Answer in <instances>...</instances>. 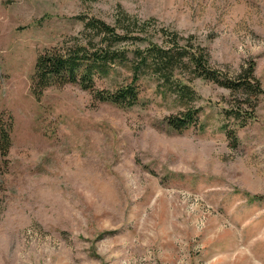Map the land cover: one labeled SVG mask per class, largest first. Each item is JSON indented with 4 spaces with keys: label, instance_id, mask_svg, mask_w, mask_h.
<instances>
[{
    "label": "rangeland",
    "instance_id": "obj_1",
    "mask_svg": "<svg viewBox=\"0 0 264 264\" xmlns=\"http://www.w3.org/2000/svg\"><path fill=\"white\" fill-rule=\"evenodd\" d=\"M119 12L192 37L229 77L253 61L264 88V0H0V118L13 121L0 264H264V95L232 147L221 111L233 96L200 79L188 106L152 78L129 109L70 84L31 94L40 51L81 38L79 17L112 25ZM130 79L116 66L95 85ZM187 107L199 125L177 133L166 119Z\"/></svg>",
    "mask_w": 264,
    "mask_h": 264
},
{
    "label": "trees",
    "instance_id": "obj_2",
    "mask_svg": "<svg viewBox=\"0 0 264 264\" xmlns=\"http://www.w3.org/2000/svg\"><path fill=\"white\" fill-rule=\"evenodd\" d=\"M82 37H74L60 47L46 48L35 59L30 79V91L36 101L50 87L76 85L91 94L93 101L110 103L129 109L138 103L141 78L156 81L161 93H169L186 106L198 100L191 86L200 79L230 92L232 102L222 108L226 121L222 125L232 147L238 143L237 129L246 127L256 119L259 100L264 88L255 75V63L250 61L239 73L229 77L210 64L206 48L191 44L192 37L183 38L166 29L152 30L161 42L153 38L152 21L141 22L137 18L119 12L114 24L99 18H80ZM116 66H127L130 82L116 90H99L97 79L107 78ZM201 108L187 107L177 117L166 119L168 127L183 133L199 125ZM12 117L4 124L0 118V154L4 158L11 147ZM232 125L236 127H232Z\"/></svg>",
    "mask_w": 264,
    "mask_h": 264
}]
</instances>
